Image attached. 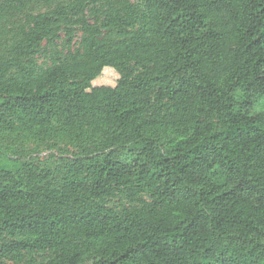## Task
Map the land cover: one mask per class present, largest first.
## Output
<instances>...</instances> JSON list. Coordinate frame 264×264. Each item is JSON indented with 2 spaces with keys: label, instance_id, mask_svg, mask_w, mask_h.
Instances as JSON below:
<instances>
[{
  "label": "trees",
  "instance_id": "16d2710c",
  "mask_svg": "<svg viewBox=\"0 0 264 264\" xmlns=\"http://www.w3.org/2000/svg\"><path fill=\"white\" fill-rule=\"evenodd\" d=\"M40 1L0 0V25ZM62 31L69 58L40 70ZM106 69L116 86H94ZM262 101L264 0H71L27 15L0 53V135L97 142L58 169L0 149V264H264ZM119 195L140 206H108Z\"/></svg>",
  "mask_w": 264,
  "mask_h": 264
},
{
  "label": "rangeland",
  "instance_id": "374dc122",
  "mask_svg": "<svg viewBox=\"0 0 264 264\" xmlns=\"http://www.w3.org/2000/svg\"><path fill=\"white\" fill-rule=\"evenodd\" d=\"M137 7L143 10L146 0H131ZM71 0L52 1L41 0L40 2L30 6L24 13L12 16L0 25V53L5 51L18 34L20 26L25 22L26 16L30 14H38L53 10L59 3L69 4ZM95 8L92 4L90 9ZM88 18L91 22L94 18L91 12H88ZM78 28V27H77ZM73 46V52L79 47L82 37L79 28L76 32ZM115 42L117 37L115 34H106ZM70 48L67 45L65 32L60 33V39L49 44L44 43L40 53L35 57L37 67L40 70L50 67L56 59L66 60L70 56ZM119 80V74L112 70L106 69L103 74L94 81V86H116ZM256 111L264 109V101L255 106ZM56 132V133H55ZM97 142L94 135H70L61 130L53 133L42 134L40 132L20 131L15 134L0 135V149L2 153L12 159L20 161H29L40 167H48L58 169L60 166L79 157L81 147L85 145L89 149H93ZM146 199V198H145ZM147 200V199H146ZM108 206L123 211L127 208L138 207L139 204L131 203L125 196H118L108 201ZM51 255L49 253L26 254L22 261H8L6 264H24L27 261L36 260L39 262L46 261Z\"/></svg>",
  "mask_w": 264,
  "mask_h": 264
}]
</instances>
